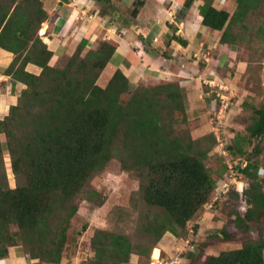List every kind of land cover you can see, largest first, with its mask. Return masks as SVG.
Listing matches in <instances>:
<instances>
[{
  "label": "trees",
  "instance_id": "1",
  "mask_svg": "<svg viewBox=\"0 0 264 264\" xmlns=\"http://www.w3.org/2000/svg\"><path fill=\"white\" fill-rule=\"evenodd\" d=\"M193 1L186 0L185 7ZM201 1V24L221 33L222 45L235 44L233 27L244 28L246 19L264 4V0H235V10L229 15L215 8L214 0ZM47 19L41 0H0V49L13 56L4 74L13 84L24 86L0 120V140H5L3 146L0 141V260L20 246L34 264H61L79 203L100 207L105 201L90 182L117 160L120 169L138 182L135 193L148 211L137 223L139 242L96 229L88 245L91 256L82 264H133V254L139 264L141 259L148 264L166 233L186 236L188 223L223 177L224 170L212 172L205 163L216 139L213 134L191 136L190 130L200 122L188 116L177 81L132 87L116 70L106 86L99 87L97 80L117 48L112 40L87 51L83 40L63 65L50 66L52 53L39 35ZM258 33L264 37V24ZM172 41L187 45L173 33L159 43L160 48L164 51ZM157 52L169 58L160 49ZM28 64L40 73L26 71ZM252 111L248 136L235 134L226 146L229 156L245 161L235 166L243 187L233 188L228 197L245 208L228 214L229 223L197 243L198 254L189 264L199 260L201 264H264V227L256 229V239L250 237V230L264 222V177L254 159L261 150L254 146L247 152L242 145L264 137V103ZM5 153L14 188L9 185L12 176ZM86 229L83 225L76 235ZM193 229L196 233L198 227ZM213 241H238L241 247L206 255Z\"/></svg>",
  "mask_w": 264,
  "mask_h": 264
},
{
  "label": "crops",
  "instance_id": "2",
  "mask_svg": "<svg viewBox=\"0 0 264 264\" xmlns=\"http://www.w3.org/2000/svg\"><path fill=\"white\" fill-rule=\"evenodd\" d=\"M41 1L48 19L42 25L39 35L52 53L50 66L60 65L62 60L72 56L83 40L86 41L85 51L95 49L101 41L112 40L117 44V48L97 80L99 87H105L116 70L125 75L132 87L139 84L154 85L161 80L177 81L182 88L188 115L199 120L202 119V112H205V117L210 116L204 103L209 97L207 93L209 90L206 91L205 88H214L206 85L215 81L213 74L219 78L217 70L222 69L223 62L226 61L228 64V55L226 45L219 42L221 33L201 24L202 19L198 11L202 4L201 0H194L189 8L185 7L186 0ZM218 1L219 3L214 1L213 6L223 9L227 0ZM231 5L229 4V8ZM225 10L229 12L226 8ZM173 33L185 40L187 45L181 46L172 41L163 51L159 43L169 40ZM157 49L168 54L169 58L161 56ZM12 59V54L0 49V120L8 114L10 106L24 89L22 84H13L11 78L4 74ZM26 71L38 75L41 70L28 64ZM106 73L107 80L101 84L100 81ZM201 134L203 132L199 133ZM199 225V223L194 225L198 229L192 238L195 244L192 256L187 258L190 252L182 254L179 264H189L196 258L198 254L196 244L201 241V238L200 240L197 238L200 234ZM183 238H175L166 233L156 248L160 257L174 256ZM222 243H233L229 248L232 250L240 248L238 241ZM210 246L213 247L209 245L205 249V254L218 255L220 251L208 252ZM201 262L199 260L196 264ZM34 263V260L27 258L20 246L11 248L8 257L0 260V264Z\"/></svg>",
  "mask_w": 264,
  "mask_h": 264
},
{
  "label": "rangeland",
  "instance_id": "3",
  "mask_svg": "<svg viewBox=\"0 0 264 264\" xmlns=\"http://www.w3.org/2000/svg\"><path fill=\"white\" fill-rule=\"evenodd\" d=\"M219 3L218 0H214ZM229 4H232L229 8ZM236 7L235 0H227L223 9H227L229 15H232ZM245 26L242 28L239 24L234 26L232 34L235 35L236 43L226 45L227 50V63L223 62L222 69H218L219 78L216 74H213V79L208 84H212L215 87L205 90H209L205 97V106L207 107V113L210 112V105L212 99L219 100L216 93L221 95H227V89L232 92L233 98L231 99V105L228 113L224 116L222 126L219 127V140L221 141L223 148L231 145L235 134H239L240 138L248 136L247 127L253 121V108H259L264 103V37L258 33V30L264 24V4L253 14H251L244 22ZM65 60H62L60 65H63ZM215 73V72H212ZM108 73L100 81L101 84L107 80ZM216 77V79H215ZM216 84H219L223 88L219 90ZM208 87V85H206ZM201 87V85H199ZM203 85L201 91H203ZM206 93V92H204ZM203 94V92H202ZM210 100V101H209ZM202 112V119L199 120V126L194 125L191 132L193 138L203 137L209 134H213V128L215 127L213 121L210 120V116L204 115ZM190 118L191 116L188 115ZM205 117V118H204ZM213 127V128H212ZM203 134L199 135V133ZM216 139V138H215ZM1 144L4 145V137H1ZM215 147L206 160V166L212 170V172L223 171V177L221 180H217L216 188L212 193L207 204L197 213L196 217L190 221V225L200 224V234L198 239L201 240L208 238L214 232L219 231L226 223L230 222L228 214H233L241 209L245 208L244 204L230 197V193L233 192V188L240 190L243 187V177L239 173H236L235 166L237 164H245V161L232 158L227 154L224 158L220 155L217 148V139L215 140ZM247 152H251L253 147L261 150L260 154L254 159L259 163V175L264 177V137L253 140L251 144L246 141L242 143ZM6 160V168L12 176L9 169V158L7 154H4V161ZM226 162H230L233 166V174L235 178L228 173ZM224 166L226 168L224 169ZM9 185L14 188V180L9 179ZM241 181V182H240ZM90 187L99 191L105 199L104 203L100 207H93L90 203L81 201L78 206V212L70 222V229L67 232V248L64 251L63 260L61 264H82V262L91 256L89 252V241L92 231L96 229H102L107 232L116 234H122L134 243L139 242L138 225L137 223L143 218V213L148 211L141 205L140 197L135 192L138 189V182L127 172L120 169L119 162L112 160L106 169L95 176L90 182ZM243 209L241 211H243ZM83 225H87V229L80 236L76 235V232L81 229ZM187 226V227H188ZM228 229L233 231L231 224H228ZM264 227V222L260 225L253 227L250 230V237L257 238L259 228ZM190 228V227H189ZM188 234L186 233V236ZM190 238V237H188ZM193 238V237H191ZM244 238H248L247 235ZM73 239L75 242H73ZM194 243V241H193ZM213 241V247L210 246L208 252L212 253L213 250L228 251L233 245L223 244ZM237 244V243H236ZM241 247V243L239 242ZM180 245L178 246V248ZM154 248H156L154 246ZM153 248V249H154ZM152 249V250H153ZM187 258L192 256L187 254ZM151 256L154 258V251ZM166 255L163 256V258ZM74 258V260H73ZM71 259V260H70ZM135 254L131 255L130 262L133 264H139ZM151 258L148 264L151 263ZM141 264H146L145 259L140 260Z\"/></svg>",
  "mask_w": 264,
  "mask_h": 264
},
{
  "label": "built area",
  "instance_id": "4",
  "mask_svg": "<svg viewBox=\"0 0 264 264\" xmlns=\"http://www.w3.org/2000/svg\"><path fill=\"white\" fill-rule=\"evenodd\" d=\"M208 86L210 87H215L212 84H208ZM218 89L222 90V89H226L223 88L222 86L218 85ZM227 91V95H221V93H216V96L218 97V101L216 99H212L211 104L209 109H210V120L215 122L214 125L215 127L213 128V135L214 137L217 139V148L218 151L220 152V155L224 158L227 157V152L225 151V148H223V145L221 143V141L219 140V127L222 126V121L224 119V116H226V113H228L229 111V107L231 105V99L233 98L232 96V92L230 90H226ZM227 168H228V173L231 174V176L233 178H235L234 174H233V166L232 164H230V162H226ZM241 182V181H240ZM190 227V228H189ZM194 226H188L187 227V234L188 237H185L183 239H181L180 242V247L177 248V250L175 251L174 256L169 257V258H163L159 256L156 259L151 258V263L150 264H179L181 261V255L184 253H191L194 252L195 250V246L193 244V239L191 237H193L194 235Z\"/></svg>",
  "mask_w": 264,
  "mask_h": 264
},
{
  "label": "bare ground",
  "instance_id": "5",
  "mask_svg": "<svg viewBox=\"0 0 264 264\" xmlns=\"http://www.w3.org/2000/svg\"><path fill=\"white\" fill-rule=\"evenodd\" d=\"M159 256V251L158 249L154 250V258L156 259Z\"/></svg>",
  "mask_w": 264,
  "mask_h": 264
},
{
  "label": "clouds",
  "instance_id": "6",
  "mask_svg": "<svg viewBox=\"0 0 264 264\" xmlns=\"http://www.w3.org/2000/svg\"><path fill=\"white\" fill-rule=\"evenodd\" d=\"M241 189H242V188H241ZM241 189H240V190H241ZM151 258H152V256H151Z\"/></svg>",
  "mask_w": 264,
  "mask_h": 264
}]
</instances>
